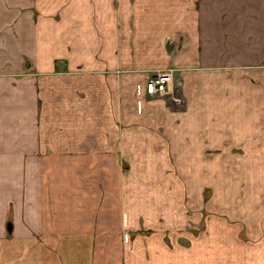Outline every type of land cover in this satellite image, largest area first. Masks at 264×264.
Returning <instances> with one entry per match:
<instances>
[{
    "label": "crops",
    "instance_id": "1",
    "mask_svg": "<svg viewBox=\"0 0 264 264\" xmlns=\"http://www.w3.org/2000/svg\"><path fill=\"white\" fill-rule=\"evenodd\" d=\"M117 28L165 56L139 69L178 71L186 141L228 135L252 148L264 133V0H0V264H121L124 234L138 243L131 264H146L141 240L155 234L123 200L120 157L136 147L130 118L175 117L147 96L152 77L101 76L86 60L98 32L110 52ZM153 241L159 264L169 240ZM184 264L210 263L191 252Z\"/></svg>",
    "mask_w": 264,
    "mask_h": 264
},
{
    "label": "rangeland",
    "instance_id": "2",
    "mask_svg": "<svg viewBox=\"0 0 264 264\" xmlns=\"http://www.w3.org/2000/svg\"><path fill=\"white\" fill-rule=\"evenodd\" d=\"M105 35V31L97 33L99 50L86 59L97 63L98 75H143L146 81L147 77L174 70L173 64L167 69H139L137 64L160 61L165 56L141 52L130 30L116 29V42L108 53L101 48ZM108 63L114 67L101 68ZM125 64L129 67L122 66ZM179 76L175 71L174 85L169 94L161 97L166 101L161 109L175 118L169 125L162 121L159 127L146 117L138 122L130 118L129 138L136 147L129 149L130 160L124 154L120 157L123 200L139 211L141 231L155 234L152 241L141 240L146 264H151L150 245L156 243L153 240L163 243L166 238L169 241H164L166 252L160 255L159 264H184L191 252L203 255L210 264H264V133L252 134L256 138L252 148L228 135L223 141L213 134L204 141L201 134L194 142L186 141L190 134L182 131V118L188 110ZM199 80L194 89L200 92L208 82ZM132 82H128L132 94L129 109L135 115ZM210 87L216 88V82ZM257 129L264 131V124ZM148 137L155 139L154 148L152 142H147ZM123 239L121 264H131L130 255L138 243L133 240L127 244L125 234Z\"/></svg>",
    "mask_w": 264,
    "mask_h": 264
},
{
    "label": "built area",
    "instance_id": "3",
    "mask_svg": "<svg viewBox=\"0 0 264 264\" xmlns=\"http://www.w3.org/2000/svg\"><path fill=\"white\" fill-rule=\"evenodd\" d=\"M174 70L160 72L152 76L146 84V94L148 97H163L169 94L175 83Z\"/></svg>",
    "mask_w": 264,
    "mask_h": 264
},
{
    "label": "water",
    "instance_id": "4",
    "mask_svg": "<svg viewBox=\"0 0 264 264\" xmlns=\"http://www.w3.org/2000/svg\"><path fill=\"white\" fill-rule=\"evenodd\" d=\"M8 230H9V232H11V225L8 226Z\"/></svg>",
    "mask_w": 264,
    "mask_h": 264
}]
</instances>
